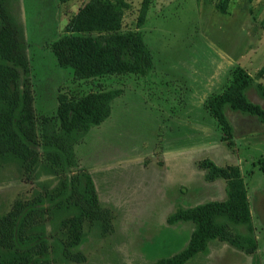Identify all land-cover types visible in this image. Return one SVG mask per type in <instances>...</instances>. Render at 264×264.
<instances>
[{
  "label": "rangeland",
  "instance_id": "1",
  "mask_svg": "<svg viewBox=\"0 0 264 264\" xmlns=\"http://www.w3.org/2000/svg\"><path fill=\"white\" fill-rule=\"evenodd\" d=\"M92 1L0 0V32L12 35L10 52L0 51V227L8 241L12 222L31 209L21 236L25 244L40 237L31 249L48 258L39 264H165L201 226L191 209L225 205L242 179L256 248L233 244L244 243L246 227L222 206L211 217L222 232L185 264H264V151L240 144L264 127V0H117L114 34L142 42L152 65L99 76L64 68L56 55L64 36L99 34L70 28ZM243 74L245 101L257 112L224 104L228 134L210 103ZM228 150L233 160L221 164L215 156ZM87 175L93 203L80 192Z\"/></svg>",
  "mask_w": 264,
  "mask_h": 264
},
{
  "label": "trees",
  "instance_id": "2",
  "mask_svg": "<svg viewBox=\"0 0 264 264\" xmlns=\"http://www.w3.org/2000/svg\"><path fill=\"white\" fill-rule=\"evenodd\" d=\"M145 1L149 2V0ZM122 8V3L117 0H94L80 10L70 24L71 31L97 32L99 34L96 36L71 34L61 38L56 45L59 64L64 68H72L78 74L90 76H99L108 69H129L141 64L151 67V52L142 42L134 40L130 35L114 34L121 26L119 12ZM11 47L12 35L9 30L2 29L0 51L8 53ZM249 82L250 78L243 74L234 88L213 98L210 103L213 114L228 134L231 128L223 112L224 104L230 102L244 111L257 112L256 107L247 103L243 95V90L249 85ZM0 101L6 105V95L3 92L0 93ZM62 106H67L66 110L77 111L73 103L72 105L63 103ZM4 118L6 121V113ZM30 119L28 113L25 120L29 121ZM4 125L2 123V128ZM215 169L219 175L225 174V168L215 166ZM261 170L264 173V163H261ZM85 183L86 187L80 189V192L88 203H93L94 199L89 191L92 188V181L88 175L85 177ZM230 188L232 195L225 205L210 203L191 209V213L202 216L201 226L197 228L189 246L183 252L167 259L165 264H185L204 249L207 240L215 237L221 231L212 223L211 217L222 206L227 208L233 223L246 227L244 243L241 242V239L236 238L233 240V244L238 247L246 244L251 248H256L257 241L245 184L242 179H237L231 183ZM30 210L28 209L27 213L25 212L12 222L14 229L10 234L9 241L6 237V229L0 227V264H39L48 258L43 250L31 249L40 244V237L33 238L27 244L22 239L23 217L30 213Z\"/></svg>",
  "mask_w": 264,
  "mask_h": 264
},
{
  "label": "crops",
  "instance_id": "3",
  "mask_svg": "<svg viewBox=\"0 0 264 264\" xmlns=\"http://www.w3.org/2000/svg\"><path fill=\"white\" fill-rule=\"evenodd\" d=\"M242 116H244V115H242ZM251 121L252 120H251L250 116H247L244 119V122L246 124H249V125H250ZM240 144H243L245 150L249 151V152H255L256 150H263L264 151V127H263V125L259 124V129L257 131L256 130L247 131V133L242 136ZM231 153L228 150L227 153L223 154V156H221V157L215 156V157H217V159L220 160L221 164H225L224 162H227V161L230 162L231 159L233 160ZM232 154H234V152ZM237 159H235V161ZM244 160H245V158L240 163L242 167L244 166ZM238 161H239V159H238ZM246 162H248V161H246Z\"/></svg>",
  "mask_w": 264,
  "mask_h": 264
}]
</instances>
